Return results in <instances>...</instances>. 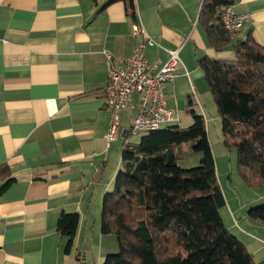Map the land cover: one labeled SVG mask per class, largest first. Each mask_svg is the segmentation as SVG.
I'll return each instance as SVG.
<instances>
[{
	"label": "crops",
	"instance_id": "crops-1",
	"mask_svg": "<svg viewBox=\"0 0 264 264\" xmlns=\"http://www.w3.org/2000/svg\"><path fill=\"white\" fill-rule=\"evenodd\" d=\"M107 1L0 0V188L10 181L0 193V264H102L103 252L96 263L92 249L93 239L103 241L101 214L96 221L91 212L113 187L136 115L120 112L118 138L107 147L104 53L115 66L129 57L140 41L135 23L155 43L144 50L148 66H162L178 50L176 77L165 85L176 115L182 104L199 103L198 59L234 57L231 46H209L198 21L201 0H134V18L123 2ZM233 8L249 16L233 40L250 33L264 46V0H234ZM214 162L223 224L254 264H264V222L247 215L264 203V185L248 188L233 166L220 173ZM61 213L79 216L69 254L56 227Z\"/></svg>",
	"mask_w": 264,
	"mask_h": 264
},
{
	"label": "trees",
	"instance_id": "trees-1",
	"mask_svg": "<svg viewBox=\"0 0 264 264\" xmlns=\"http://www.w3.org/2000/svg\"><path fill=\"white\" fill-rule=\"evenodd\" d=\"M123 2L134 18V0ZM234 0H201L198 21L210 47L231 46V61L203 56L197 63L222 122L224 145L236 152V172L248 188L264 185V46L250 33L233 40L224 30L221 11ZM192 102L187 104L191 108ZM186 128L170 124L127 143L113 187L103 196L99 231L113 235L118 251L102 264H254L251 254L223 224L224 197L202 114L190 110ZM189 144L199 152L197 167L176 164V149ZM10 181L5 182L0 193ZM247 215L264 222V203ZM77 213H61L57 231L69 254L78 229Z\"/></svg>",
	"mask_w": 264,
	"mask_h": 264
},
{
	"label": "built area",
	"instance_id": "built-area-1",
	"mask_svg": "<svg viewBox=\"0 0 264 264\" xmlns=\"http://www.w3.org/2000/svg\"><path fill=\"white\" fill-rule=\"evenodd\" d=\"M248 19L247 14L236 13L233 5H228L221 11L222 26L230 34L238 32ZM132 30L140 36V41L129 57L120 59L115 66L111 55L104 53L108 68L104 94L110 114L104 137L107 147L118 138L119 114L122 110H136L129 130L132 136L177 123L176 109L172 110L167 106L165 85L173 83L176 77L174 72L180 64L178 50H169L168 60L162 66H148L144 50L155 43L138 22ZM133 96L137 99L134 100Z\"/></svg>",
	"mask_w": 264,
	"mask_h": 264
},
{
	"label": "rangeland",
	"instance_id": "rangeland-1",
	"mask_svg": "<svg viewBox=\"0 0 264 264\" xmlns=\"http://www.w3.org/2000/svg\"><path fill=\"white\" fill-rule=\"evenodd\" d=\"M193 83L195 87L193 88V91L196 93L198 97V101L200 103H194V105L191 106V109L187 110L183 103V98L178 97L177 101L181 102L180 110L177 111L178 118L180 117V121L177 123V125L180 128H186L188 127L191 122V115L190 110H193L199 114H203L204 118V125H205V132L207 136V140L209 143V146L211 148V152L214 158V161L217 160L218 167L221 170H226L227 167H234L236 171V152L233 147H227L224 145V138L222 135V122L221 118L217 113L216 107L214 105L212 96L208 90V87L206 85L205 79L202 76L198 80H193ZM141 136H143V133L139 134L138 136H130L128 139L130 140V143L133 145H137L140 141ZM176 164L182 168V169H191L194 167H197L199 164V160L201 158V154L199 152H196L192 150L189 144H182L180 147L176 149ZM215 163V162H214ZM216 165V163H215ZM231 165V166H230ZM217 168V165H216ZM216 177H217V171ZM237 174V172H236ZM227 176V174H226ZM238 176V175H236ZM227 181V180H226ZM222 183H225V180L222 179ZM219 185V184H218ZM102 202V200H101ZM101 202L98 206L95 207V209L91 212L95 215L96 221H98V218L101 214ZM103 241L99 242L98 238L96 237L93 239V253L95 262L97 263L98 257L100 253L102 254V259L108 254H114L117 253L118 247L116 243V239L113 235H102ZM99 243L101 246H103V249L100 250L98 248ZM103 261V260H102Z\"/></svg>",
	"mask_w": 264,
	"mask_h": 264
},
{
	"label": "water",
	"instance_id": "water-1",
	"mask_svg": "<svg viewBox=\"0 0 264 264\" xmlns=\"http://www.w3.org/2000/svg\"><path fill=\"white\" fill-rule=\"evenodd\" d=\"M78 255H80V254H78ZM83 259H84V257H83Z\"/></svg>",
	"mask_w": 264,
	"mask_h": 264
}]
</instances>
